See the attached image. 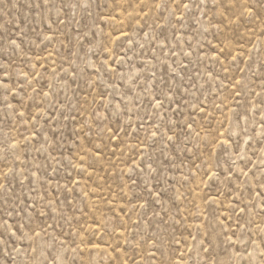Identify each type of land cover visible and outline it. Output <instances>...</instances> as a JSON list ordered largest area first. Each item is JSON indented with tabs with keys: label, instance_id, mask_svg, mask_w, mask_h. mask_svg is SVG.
I'll use <instances>...</instances> for the list:
<instances>
[{
	"label": "rangeland",
	"instance_id": "rangeland-1",
	"mask_svg": "<svg viewBox=\"0 0 264 264\" xmlns=\"http://www.w3.org/2000/svg\"><path fill=\"white\" fill-rule=\"evenodd\" d=\"M262 118L264 0H0V264H264Z\"/></svg>",
	"mask_w": 264,
	"mask_h": 264
},
{
	"label": "snow or ice",
	"instance_id": "snow-or-ice-1",
	"mask_svg": "<svg viewBox=\"0 0 264 264\" xmlns=\"http://www.w3.org/2000/svg\"><path fill=\"white\" fill-rule=\"evenodd\" d=\"M184 7L187 8L188 5L184 4ZM13 43H15V42L13 41ZM45 95H47V93H45ZM237 95H239V93H237ZM161 104H162V101H160L157 98V105L156 106L159 107ZM189 127H191V126L189 125ZM261 128L264 129V118H262ZM156 135H157L156 132L152 133L153 137H155ZM261 135L264 136V132H262ZM168 139L171 140L172 137L169 136ZM261 164L264 165V157H262V159H261ZM5 175H7V174H5ZM245 175H246V173H245ZM0 190H4V186L2 184H0ZM258 195H264V193H258ZM241 211H243V209ZM0 229L3 230V231H0V244H6V241L3 238L5 234H8L10 236H16V232L12 231V225H9L7 220H4L2 223H0ZM39 235H40L39 232H35V236H39ZM29 239H33V237H29ZM14 251L18 255L21 254V250L20 249H14ZM31 251L33 253H35L37 251V249L36 248H32ZM9 255H11V253H9ZM44 264H47V261H45ZM52 264H55V260H53Z\"/></svg>",
	"mask_w": 264,
	"mask_h": 264
}]
</instances>
